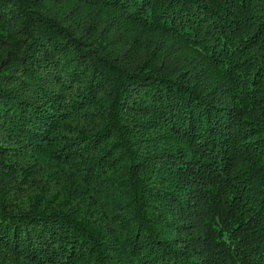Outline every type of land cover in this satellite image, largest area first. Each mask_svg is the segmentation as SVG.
<instances>
[{
    "label": "trees",
    "instance_id": "16d2710c",
    "mask_svg": "<svg viewBox=\"0 0 264 264\" xmlns=\"http://www.w3.org/2000/svg\"><path fill=\"white\" fill-rule=\"evenodd\" d=\"M0 264H264V0H0Z\"/></svg>",
    "mask_w": 264,
    "mask_h": 264
}]
</instances>
